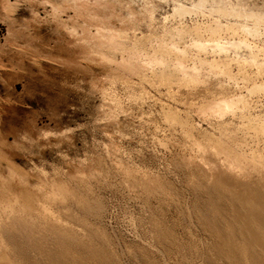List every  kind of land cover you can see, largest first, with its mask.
Masks as SVG:
<instances>
[{
	"label": "rangeland",
	"instance_id": "rangeland-1",
	"mask_svg": "<svg viewBox=\"0 0 264 264\" xmlns=\"http://www.w3.org/2000/svg\"><path fill=\"white\" fill-rule=\"evenodd\" d=\"M197 1L0 0V264H264V230L252 242L242 215L264 202V135L247 126L264 119V91L248 92L264 82V23L255 37L222 32L221 43L249 47L220 53L207 31L221 20L215 0ZM226 1L264 10V0ZM163 42L179 46L171 65L186 49V70L198 57L227 60L234 77L204 69L190 83L155 62ZM250 50L255 63L244 61ZM222 92L248 108L222 120L200 110ZM235 155L250 175L228 174ZM41 205L70 223L66 244L29 219L24 231L12 224Z\"/></svg>",
	"mask_w": 264,
	"mask_h": 264
},
{
	"label": "bare ground",
	"instance_id": "bare-ground-1",
	"mask_svg": "<svg viewBox=\"0 0 264 264\" xmlns=\"http://www.w3.org/2000/svg\"><path fill=\"white\" fill-rule=\"evenodd\" d=\"M241 2L243 3V1H240L235 6L231 5L226 0H215V2L212 3V6H211L212 12H215V14L216 13L219 14V16L221 17V20L218 21L217 23H215L214 26H211V27L207 28V31L210 34V40L215 42V50H219L220 53H227L228 51L230 52L232 50L236 52V51H238V50H240L242 48L247 49V46H248L247 45L248 43H246V40L244 38H239L238 41H234L233 40V41L224 42V44L221 43V40H223L222 39L223 37L221 35H222V32H224V31H230L233 34L238 33L237 31H240L244 35H250V36H254V37L258 36L260 34L259 33V28L264 23V10L263 9L260 10V11H255L253 9L248 10L247 8L244 7V5ZM208 3H209V0H199V1H197V4H196L197 6H195V7L202 9L203 7H206L208 5ZM189 11H190V9L185 8L182 5H178L177 8H176V12L179 15L186 14ZM222 19L227 20V21L225 23H223ZM249 21L253 22V26L252 27L248 26L247 23ZM194 31H196V35H197V38L194 40V45L196 46L195 48H197L200 51L204 52L207 49V47H208L207 43H205L206 40H204L203 36H201V30L199 28H196V30H194ZM187 32L188 31H186L184 29H181V30L177 29V30H174V31H169L170 34L177 35L179 37L183 36ZM179 37H177V38L179 39ZM170 40H172V39H170ZM163 43L160 44V47H159V50H158V53L160 54V56L159 57H157V56L153 57V58H155L154 59L155 62H158V64L163 66L164 70L166 68H172L174 72L179 71V73H181L184 76V79H187V81L190 82V83H195V82L198 83V81L202 82V81H200L202 79H204V81H205L204 74H206V73H204V74H203V72L201 73V71L202 70L204 71V69H207V71L209 70L208 72L212 73V75L213 74L217 75L218 77L219 76L222 77L223 75L225 77L229 76L230 78L234 77L232 71L230 70L229 62L227 60H224L222 64H219V62L216 61V60L208 61L207 59H202V58L198 57L197 60H196L197 63H195L193 65L194 67L192 66L193 69L189 70L187 68V70H188L187 71L186 67L184 66V63H183L184 62V57H185V55H183V54L186 53V49H181L180 50V48H179V50H177V51H180V55L182 54V56L181 57H177L176 60H174L176 63L173 62L175 64L172 63L173 65H171V63L168 61L169 60L168 59V55L170 54V51L172 49H173V51L176 49V47H177L176 45L177 44L176 45L174 44L172 47H169L168 45H166L165 43H164L165 44L164 45ZM191 47H193V46H191ZM211 49L214 50V46ZM247 53H248V55H247V57H246V59L244 61L248 62V63H255L257 61V54H256L257 52H254V51L250 50ZM157 60H159V61H157ZM240 69H241V67H240ZM243 78L245 80H250V81L252 80V78L250 76L246 75V74L243 75ZM164 80L168 81V79H166V78ZM263 91H264V82L258 83L257 81H254L252 87L250 88V90L248 92H249L250 96L251 95L253 96V94H256V93H259V92H263ZM205 94H203V95H205ZM213 99H212L213 101L209 100L210 102H207V103H204V104H200V105H202L200 107V110L202 112H205L206 114H212V115H216V116L219 115V117H220L219 119L220 120H222L221 118H223V116L229 115L231 113H235L239 109L245 110L246 108H248V105H249V102H250V100L248 101V98L246 99V96H242V95L241 96H237V95L236 96H229V95H227V94H225L223 92L220 93V96H218V98H213ZM203 102H206V101H203ZM243 125L246 126V124H244V123H243ZM247 126L252 128V129H255L260 134L264 135V119H262V118L260 119V117L250 119ZM242 140H244V139H242ZM245 143H243V144H245ZM240 146H241V144H240ZM214 154H216V153L214 152ZM244 156L235 155V158H232L230 156L225 158V162L222 163V165H225V168L229 171L228 174H232L233 173V175L235 174L236 176L237 175H240V177L243 176L242 172L247 167L246 166L244 168L245 163L243 164V162H244L243 160L245 159V162H246V159H247ZM242 157H244V158H242ZM8 162H10V161H8ZM10 163H9V167L8 168L13 166L12 164L10 165ZM206 163L208 164V162H206ZM213 163H214V161H213ZM214 167H215V165H214ZM219 167H220V165H219ZM220 169H221V167H220ZM245 172H247V174H248V170H245ZM263 172H264V170H263ZM241 173H242V176H241ZM228 174H227V176H229ZM247 174H246L247 178L243 177V178H245V180L248 179V177H249L248 175H250V173L248 175ZM227 176L225 177V179H229V178H227ZM232 177L233 176H231V180H232ZM235 177H234V179H235ZM243 178H241V179L239 178L240 181H242ZM10 182L13 183V181H11V180H10ZM243 182L244 181H242L241 183H243ZM12 183L11 184L7 183L6 185H4L5 186L4 189L7 190V191H10V193H11V190H13L12 193H14V191H16L15 193H17V191H18V189L20 187L17 188L16 185H18V184H16L15 185L16 188H14ZM226 183H227V181H226ZM22 185L23 184H21V186ZM227 185H229V184H227ZM0 187H1V185H0ZM21 188L23 189V187H21ZM24 188H25V190L28 193L29 191L27 190L26 186ZM21 190H19L18 192H20ZM1 191H2V188H1ZM22 191L20 192L21 194L18 193L19 194L18 196L20 197V195H22L21 197L23 198V194H22L23 192ZM26 191H24V195L26 194L25 193ZM28 194L30 195L32 193H28ZM28 194H26L25 196H28ZM253 194L254 193H252V195ZM25 196H24V198H25ZM30 196L32 197V195H30ZM254 196L253 197L255 199L257 197V195H254ZM28 197H26V199ZM262 198H264V197H262ZM30 199L31 198H29V200ZM13 201H15V200H13ZM27 201H25L26 203L24 202V204H27L28 203ZM28 204L26 205V207L30 205V204L29 205ZM235 211H236V209H235ZM263 211H264V202L257 200L256 202H252L250 204V210L249 211H245V212L242 213V215H244V217H245V218L243 217V220H244L243 225H245L243 227V229L249 228L251 231H253L255 233V234L252 233L253 236H252L251 241L254 242L257 245H260V244L263 243L262 237H260L259 234L255 230V227L264 230V212ZM19 212H20V214L22 213L21 216L18 217V218H14L13 221H12L13 222L12 224H14L16 226V228H19L20 230H23V231L26 230V226L28 225V219H29L30 222L32 223L33 227H35V226L41 227L42 226V229L50 231V233H52L53 236H55V238H54L55 241H57V242H59L61 244H66V242H68V240H69V235H74L73 232L70 231V229H72L71 226L69 225L70 223L67 222V220L64 219L61 215L57 216L56 212L53 211V213H52V211L47 207V205H44V206L41 205V211H38L37 209L32 208V209L27 210V211L17 210V213H19ZM6 213L8 214L6 219L9 220V218H11L14 215L15 210L12 207H10V209H8L6 211ZM237 213H239V212H237ZM255 219L257 220V223H255L256 224L255 226H252L253 223H254L253 221ZM40 221L43 222V224H41ZM9 237L10 238H6V237H4V238L6 239V242H7L8 245H13V238L15 236L13 234H11V235H9ZM244 244L246 245V243H244ZM248 244L249 243L247 242V246H248Z\"/></svg>",
	"mask_w": 264,
	"mask_h": 264
}]
</instances>
